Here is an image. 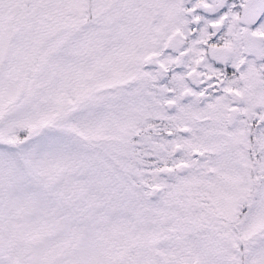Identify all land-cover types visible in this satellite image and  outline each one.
I'll list each match as a JSON object with an SVG mask.
<instances>
[{"label":"snow or ice","instance_id":"1","mask_svg":"<svg viewBox=\"0 0 264 264\" xmlns=\"http://www.w3.org/2000/svg\"><path fill=\"white\" fill-rule=\"evenodd\" d=\"M0 264H264V0H0Z\"/></svg>","mask_w":264,"mask_h":264}]
</instances>
